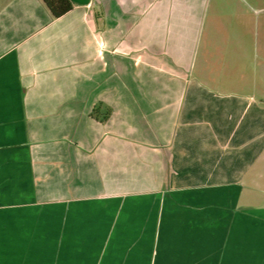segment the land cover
<instances>
[{
	"label": "crops",
	"instance_id": "obj_1",
	"mask_svg": "<svg viewBox=\"0 0 264 264\" xmlns=\"http://www.w3.org/2000/svg\"><path fill=\"white\" fill-rule=\"evenodd\" d=\"M0 0V264H264V0Z\"/></svg>",
	"mask_w": 264,
	"mask_h": 264
},
{
	"label": "trees",
	"instance_id": "obj_2",
	"mask_svg": "<svg viewBox=\"0 0 264 264\" xmlns=\"http://www.w3.org/2000/svg\"><path fill=\"white\" fill-rule=\"evenodd\" d=\"M50 13L54 17H59L69 11L72 7L69 0H43Z\"/></svg>",
	"mask_w": 264,
	"mask_h": 264
}]
</instances>
